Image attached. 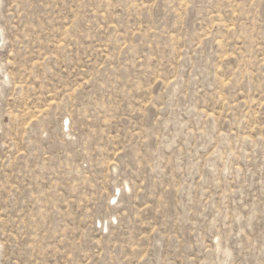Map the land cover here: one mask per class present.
Segmentation results:
<instances>
[{
	"label": "rangeland",
	"instance_id": "obj_1",
	"mask_svg": "<svg viewBox=\"0 0 264 264\" xmlns=\"http://www.w3.org/2000/svg\"><path fill=\"white\" fill-rule=\"evenodd\" d=\"M0 264H264V0H0Z\"/></svg>",
	"mask_w": 264,
	"mask_h": 264
},
{
	"label": "bare ground",
	"instance_id": "obj_2",
	"mask_svg": "<svg viewBox=\"0 0 264 264\" xmlns=\"http://www.w3.org/2000/svg\"><path fill=\"white\" fill-rule=\"evenodd\" d=\"M0 31H1V30H0ZM1 37L3 38V36L0 34V41L2 40V38H1Z\"/></svg>",
	"mask_w": 264,
	"mask_h": 264
}]
</instances>
